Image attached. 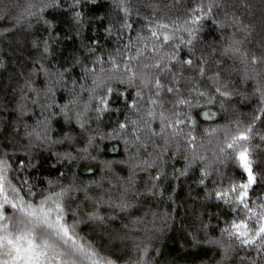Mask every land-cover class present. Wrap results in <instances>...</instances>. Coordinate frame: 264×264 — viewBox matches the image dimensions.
Returning a JSON list of instances; mask_svg holds the SVG:
<instances>
[{"label":"snow or ice","instance_id":"obj_1","mask_svg":"<svg viewBox=\"0 0 264 264\" xmlns=\"http://www.w3.org/2000/svg\"><path fill=\"white\" fill-rule=\"evenodd\" d=\"M0 72V264H264V0L5 3Z\"/></svg>","mask_w":264,"mask_h":264},{"label":"trees","instance_id":"obj_2","mask_svg":"<svg viewBox=\"0 0 264 264\" xmlns=\"http://www.w3.org/2000/svg\"><path fill=\"white\" fill-rule=\"evenodd\" d=\"M17 2L23 4V0H0V8H3L5 3L15 5ZM256 2L259 3V0H256ZM11 63L15 64V59H13ZM9 72H11V68L9 69ZM8 74L9 73L0 72V93H6L8 91V85L10 84ZM57 127L59 128L61 126L58 125ZM122 157V145L116 142L106 143L102 158L119 160ZM179 197L180 200L183 201L185 198V192L181 191ZM181 212L183 213V209H181ZM116 223L117 225L119 224L118 221ZM85 231H87V229H85ZM182 243L183 240L179 232H170L161 245L163 256L158 258L161 260V264H209L210 257L205 255L204 250L181 247Z\"/></svg>","mask_w":264,"mask_h":264}]
</instances>
